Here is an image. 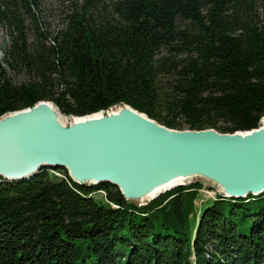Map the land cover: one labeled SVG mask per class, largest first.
Wrapping results in <instances>:
<instances>
[{"label":"trees","instance_id":"1","mask_svg":"<svg viewBox=\"0 0 264 264\" xmlns=\"http://www.w3.org/2000/svg\"><path fill=\"white\" fill-rule=\"evenodd\" d=\"M70 7L48 32L38 0H0L9 41L0 117L47 101L65 117L127 105L174 130L258 129L264 0ZM7 70L26 72L28 82L13 85ZM204 187L191 182L138 206L108 184L78 186L60 169L0 179V264H264V194H215L196 209Z\"/></svg>","mask_w":264,"mask_h":264},{"label":"water","instance_id":"2","mask_svg":"<svg viewBox=\"0 0 264 264\" xmlns=\"http://www.w3.org/2000/svg\"><path fill=\"white\" fill-rule=\"evenodd\" d=\"M116 108L114 115L65 126L47 101L0 117V179L60 169L78 186L108 184L138 206L194 178L215 184L223 198L264 194V129L174 130L130 106ZM143 194L156 195L142 202Z\"/></svg>","mask_w":264,"mask_h":264},{"label":"rangeland","instance_id":"3","mask_svg":"<svg viewBox=\"0 0 264 264\" xmlns=\"http://www.w3.org/2000/svg\"><path fill=\"white\" fill-rule=\"evenodd\" d=\"M38 2H39V19L42 23V26L48 32H52V31L59 29L62 26L64 13H66V12H68V10H70V8H71L70 6L73 3L80 5L82 0H38ZM8 43H9V41H8V38L5 34V32L0 28V57L3 55V52L7 49ZM6 76L10 79L12 84L16 85V86L27 83L29 80L27 73L24 71H21V72L13 71V72H11V71L7 70ZM119 106H121V105L114 106V107H112V109H116V107H119ZM112 109L110 108L107 111H110ZM57 111L59 112L58 109H57ZM60 115L62 117H65L61 113H60ZM65 118L70 119L71 117H65ZM184 130H186V129H184ZM53 175H55L59 178H62V175H60L59 173H57V174L53 173ZM195 181L202 182L203 185L205 186L204 189L200 191L201 198H199L198 201L195 203L196 209H197V207H199V204L203 205L204 200L205 201L212 200L215 198V194H218V195L221 194V192L219 191V188L215 184H213L211 182H207L201 178L192 179V182H195ZM208 187L211 189L207 190ZM100 195H102V194H100ZM100 195L98 194V197ZM196 219L197 220L199 219V213L198 212L196 213Z\"/></svg>","mask_w":264,"mask_h":264},{"label":"bare ground","instance_id":"4","mask_svg":"<svg viewBox=\"0 0 264 264\" xmlns=\"http://www.w3.org/2000/svg\"><path fill=\"white\" fill-rule=\"evenodd\" d=\"M112 109V108H111ZM119 109L120 108H116V109H112V110H110V111H106V112H99V113H96V114H94V115H90L89 116V118L87 117V116H84V118H82V117H79V118H74V119H71V120H69V119H66L65 117H59V120H60V123L63 125V126H65V125H67V124H70V123H72V122H74V123H80V122H85L86 120H95V119H102V118H104V117H106L107 115H110V114H112V115H114L115 113H118L119 112ZM73 117V116H72ZM81 118V119H80ZM264 129V117L261 119V121H260V124H259V127H258V129L257 130H263ZM242 135H245V134H243L242 133ZM5 136H3V135H0V140L3 142V141H5ZM171 180H173V178H171ZM117 189V188H116ZM167 189V188H166ZM118 190V189H117ZM160 191H163V190H160ZM158 193V192H157ZM156 193V194H157ZM156 194H154V195H156ZM154 195H150V196H148L147 194H143V195H141L138 199H140V201H142V202H145V201H148L149 199H151Z\"/></svg>","mask_w":264,"mask_h":264}]
</instances>
